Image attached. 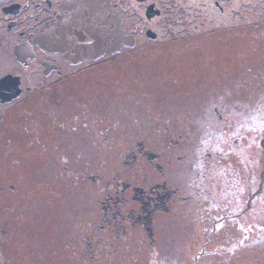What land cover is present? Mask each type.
I'll use <instances>...</instances> for the list:
<instances>
[{
  "label": "rangeland",
  "instance_id": "374dc122",
  "mask_svg": "<svg viewBox=\"0 0 264 264\" xmlns=\"http://www.w3.org/2000/svg\"><path fill=\"white\" fill-rule=\"evenodd\" d=\"M165 1L167 16L158 23L160 41L145 49L143 39L141 49L103 60L87 70L84 82L65 91L68 101H43L35 123L23 120V130L36 128L37 133L17 139L23 163L7 168L8 213L1 255L8 264H147L150 251L145 255L137 250L134 260L127 246L114 244L117 236L102 242L111 235L110 208L117 199L122 198L125 212L132 207V198L120 195L122 184L133 180L114 179L118 174L106 170L116 164L110 159L112 144L125 142L126 133L132 136L127 142L141 159L123 175L144 180L149 187L167 175L169 166L179 172L181 161L175 158L182 154L192 127L209 132L213 116L226 119V114L233 126L223 130L224 141L213 149L216 156L203 160L208 179H200L211 187L213 213L208 222L215 241L209 247L204 242L209 236L200 240L193 227L182 230L187 222L182 201L168 223L154 217L157 245L163 248L161 253L156 247L155 258L164 259L160 264L165 258L175 264H191L190 259L198 264H245L240 255V261L235 255L226 258V238L238 231L243 242L264 227V121L251 123V129L244 126L251 122L248 116L261 114L257 109L264 101V0L230 1L223 13L212 4L203 5L206 0H178L176 7ZM249 104L254 113L246 114L241 127L239 112ZM133 132L136 137L151 136L146 147L157 158H142L137 151L140 139ZM229 220L232 234L226 235ZM128 228L127 243H141L139 228L132 222Z\"/></svg>",
  "mask_w": 264,
  "mask_h": 264
},
{
  "label": "flooded vegetation",
  "instance_id": "af4514ba",
  "mask_svg": "<svg viewBox=\"0 0 264 264\" xmlns=\"http://www.w3.org/2000/svg\"><path fill=\"white\" fill-rule=\"evenodd\" d=\"M75 1L78 0H0V264H8L6 255H1L8 213L6 192L10 175L7 168L23 163L17 139L25 135L27 140V134L37 133L36 128L23 130V120L29 122L31 118L35 123L38 106L43 101H68L65 91H69L72 84L84 82L88 69L97 68L103 60L115 57L77 63L66 57L61 49V38L68 37L70 30L65 31L66 36H61L58 30L72 13L74 22L81 20L78 10L70 7ZM170 1V7L177 6L178 0ZM163 2L167 1L110 0L111 11L121 18L125 34L135 38V46H123L119 54L141 49L143 39L147 41L143 45L145 49H149L150 42L161 40L158 23L167 16V5ZM211 4L223 13L224 6L218 5V0H206L203 5ZM134 5L138 8L130 10ZM206 9L203 8L202 14ZM92 12L96 13L92 9L90 16ZM49 32L53 34L47 38V47L42 40ZM15 203L19 204L17 200Z\"/></svg>",
  "mask_w": 264,
  "mask_h": 264
},
{
  "label": "trees",
  "instance_id": "16d2710c",
  "mask_svg": "<svg viewBox=\"0 0 264 264\" xmlns=\"http://www.w3.org/2000/svg\"><path fill=\"white\" fill-rule=\"evenodd\" d=\"M259 104H260L259 109H257V111L258 114L259 113L261 114L254 116L253 118L251 116H248L250 117L251 122L245 123L244 124L245 127L251 129L253 124L261 123L264 121V101L260 102ZM249 107L250 104L248 105L247 109H245V111L239 112L240 119L238 121L240 122L241 120L244 119L242 121L241 127L243 126L245 117H247L246 114L250 112L254 113V111L249 110ZM194 109L196 110L195 111L196 113L198 112L199 114H202V112L198 108H194ZM217 114H221V111L217 112ZM202 115H205V112ZM213 117L214 118L211 120V122L208 123V125L209 124L211 125L209 127L211 129L209 132L199 131L200 132L199 133L197 129H194L191 125H189L192 127L193 133L188 132V130L185 131V133L187 132L188 133L184 137L185 139L182 145L184 147L183 152L179 157L175 158V161H178V159L179 161H181L179 172L176 173L175 170L172 169L170 170V166H169L167 175L166 176L165 174L163 176L161 175L160 177L162 178L159 177L160 181L156 183H152L149 187L147 186L144 180H138L137 177L134 178L132 175H129L127 177L123 175L125 171L130 172L132 170V166L130 165L133 164L134 166L141 159V157L137 158V153L135 151L136 149L135 150L131 149L127 142L129 138H132V136L126 133L124 135L125 142L112 144L111 146L112 152L110 154V159L112 161H115L116 164L107 168L106 170L107 172L109 171L112 175L118 174V176L117 177L115 176L114 179L133 180L131 185H126L127 181L124 184H122L124 185L123 195H120V196L128 195V197L132 198V203H130L132 204V207L131 210H129V207H127V209L130 212L128 210L126 212L122 210L120 206V203L122 202V198L119 197V195L117 196L119 197L117 199V205L110 208V216H109L110 223L108 225L111 228V235L110 233H108L107 239H103L102 242L113 240L117 236L118 238L115 239L117 240V243L114 244L118 246L120 242L121 244L125 245L124 248H126L127 246L128 247L127 251L130 253V255L134 260L137 259L136 256L137 250L143 251L145 255L150 251L147 264H160L161 260L164 259L161 257L160 259L156 260L155 258V256H157L156 249L159 248V252L162 253L163 248L157 245L160 241L159 239L160 237H158V234L155 232L156 221L154 217L159 218V220L163 219L164 222L168 223V221L170 220L169 214L174 212L173 208H175L180 202L183 201L185 202L184 203L185 211H182V213H185L187 222L185 225L183 224L182 230L186 231L187 227H193L195 229L194 230L195 236L200 240L204 236H209V238H207V240L204 242L209 247H212L215 241L214 240L215 233L214 230H212L213 234L209 231L208 220L211 214L213 213V210L211 209L213 199L210 197L211 187H207V184L201 182L200 180V179H208L204 175L202 165L204 163L203 160H205L206 162H210L211 159L214 157V155L216 156L213 149L219 147L217 145L221 146V143L224 141L223 139L224 135L222 134L223 130L228 129L230 125L233 126V123L229 122L230 117L227 118V114H226V119L221 115L218 117L215 116ZM135 122L137 124L139 123L137 119H135ZM85 124H86V119L84 118V125ZM203 125L204 124L202 125L198 124L199 127H202ZM211 132H214L212 137L210 134ZM133 135L134 137L138 136V134H136L135 132H133ZM208 136L210 138H208ZM104 137L105 135H103L101 138ZM206 137L209 139V141L206 139ZM136 139H140V141L137 143L138 145L137 151L142 153L143 159H147L148 156L154 159L155 155L157 158L158 155L156 154V152L147 149L146 147L147 146L146 140L152 139L150 135L143 134V137L139 136L136 137ZM203 143L204 144L207 143L209 146H207L206 148H201L203 147L202 146ZM103 145L105 144L101 145L102 148ZM103 170H105V168H102V171ZM133 171L137 172L136 168H133ZM65 178H67L66 172L64 179ZM149 179H154V178L150 177ZM177 179H180V182H177ZM138 182H140L141 185H139ZM25 198L28 200V205H29L30 201L28 195L23 194L22 199ZM134 199L135 200L138 199V201H135ZM23 211L24 210L20 211L21 216L24 213ZM132 217H134L136 220L132 221ZM131 222L134 223L135 227L139 228L138 232L141 243L138 242H133L129 244L127 243V237H129V229H130L128 228V225ZM229 227L232 228V225L230 224V220L227 221L226 228L224 229V231H226V235H228V233L232 234V230H228ZM167 229L168 232H171L168 226ZM260 230L261 231H256L255 235L253 234L249 235V238L243 242H239V238L241 235L239 234L238 231L237 234L230 235V237L226 238V258L232 255H235V257L240 255L243 259L241 261H243V263L245 262V264L248 263L247 262L248 258H252L249 264H264V227L260 228ZM220 231L224 232L222 229ZM222 234L223 233H221V235ZM171 235L173 236V233ZM143 237H144V241H142ZM184 239H188V238H184ZM190 240H194V239H190ZM218 241L221 240L216 239V242ZM183 243H185L186 247H188L187 242L183 241ZM108 255H112V253H109ZM209 256L212 255L209 254L205 255V257H209ZM165 259L167 260H165L166 262L163 261L164 264L166 263L175 264V261L173 259L171 258H165ZM190 261L191 264H195L193 263L195 260L192 262V260L190 259ZM237 261L240 260H238L237 258ZM200 264H214V261L202 260ZM228 264H230V262Z\"/></svg>",
  "mask_w": 264,
  "mask_h": 264
},
{
  "label": "water",
  "instance_id": "95a60500",
  "mask_svg": "<svg viewBox=\"0 0 264 264\" xmlns=\"http://www.w3.org/2000/svg\"><path fill=\"white\" fill-rule=\"evenodd\" d=\"M230 1L218 0V5H224ZM70 7L78 10L81 20L74 22L72 13L71 17L65 18L58 32H61V36H66L65 31L70 30L68 37L61 38L63 44L61 49L71 61L77 63L83 60H98L120 53L123 46H135V38L126 35L122 29V20L119 15L112 13L110 0H78ZM92 9L96 13L92 12L93 16H90L89 11ZM51 34L53 33L49 32L46 39L42 40L47 47V38ZM195 264L198 262L196 261Z\"/></svg>",
  "mask_w": 264,
  "mask_h": 264
}]
</instances>
